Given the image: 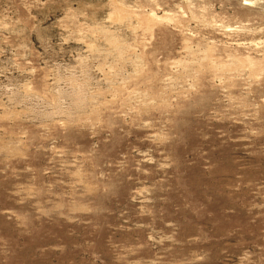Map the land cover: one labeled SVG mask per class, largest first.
Returning a JSON list of instances; mask_svg holds the SVG:
<instances>
[{"label":"rangeland","instance_id":"374dc122","mask_svg":"<svg viewBox=\"0 0 264 264\" xmlns=\"http://www.w3.org/2000/svg\"><path fill=\"white\" fill-rule=\"evenodd\" d=\"M263 58L264 0H0V264H264Z\"/></svg>","mask_w":264,"mask_h":264},{"label":"bare ground","instance_id":"6f19581e","mask_svg":"<svg viewBox=\"0 0 264 264\" xmlns=\"http://www.w3.org/2000/svg\"><path fill=\"white\" fill-rule=\"evenodd\" d=\"M149 19L145 22L147 25H148V23H150V24H153L154 22L153 21H155V18H153V17H148ZM147 25H146V27H147ZM154 25V24H153ZM149 26V25H148ZM263 62H264V58H263ZM209 65V64H208ZM249 66L250 68H252L253 67V65H255V63L254 62H252L250 59H248V58H244V59H239L238 61H237V66L238 67H242V66ZM258 65V64H257ZM264 66H261V68H263ZM234 69L236 68V67H233ZM221 70L224 72V71H229V69H228V66H223L222 68H221Z\"/></svg>","mask_w":264,"mask_h":264}]
</instances>
